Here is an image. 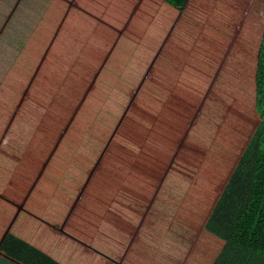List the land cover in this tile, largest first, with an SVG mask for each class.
Listing matches in <instances>:
<instances>
[{"label":"trees","instance_id":"obj_1","mask_svg":"<svg viewBox=\"0 0 264 264\" xmlns=\"http://www.w3.org/2000/svg\"><path fill=\"white\" fill-rule=\"evenodd\" d=\"M65 235L264 264V0H51L0 86V264Z\"/></svg>","mask_w":264,"mask_h":264},{"label":"crops","instance_id":"obj_2","mask_svg":"<svg viewBox=\"0 0 264 264\" xmlns=\"http://www.w3.org/2000/svg\"><path fill=\"white\" fill-rule=\"evenodd\" d=\"M26 0H22V2L19 0L17 2V6L15 5V7H19V5L21 3L26 4L25 3ZM51 0H39L34 1L31 5H35L34 9H37L38 12H40L38 18H40L43 14V12L47 9L48 5L50 4ZM15 11H12V14H14ZM12 14L10 16H12ZM34 17V19H33ZM35 15H32L31 17V21L29 25H32L30 28H26L27 31L24 32V34L30 38L32 35V32L34 30V26L38 23L35 22ZM39 20V19H38ZM11 24V22H10ZM9 25V24H8ZM6 27V26H5ZM8 27V26H7ZM4 31V30H3ZM25 39V36H23ZM5 38V36H4ZM4 38L1 39L0 42V53L2 54H6V57L4 58V60L2 62H0V68L1 65L3 67L7 66V63L9 61V58L12 57V60L15 56H19L17 54V49H14V52H11L10 49L8 52H3L4 49V45L5 46H9L11 44V41L8 40V42L3 43ZM23 39V38H22ZM21 39V40H22ZM23 41V40H22ZM21 41V42H22ZM17 46L19 47L18 49H22L23 47V43ZM5 61V62H4ZM51 240H53V244L51 245V247H49L46 252L47 255L56 263V264H114L111 261V257L110 255L104 251H100L98 253H96L95 251H89L87 245H82L81 243H78L75 241L71 242L70 239H68L67 235H65V237L63 236H51ZM78 240V239H76ZM68 242H70L71 244H69ZM82 242H84V240H82Z\"/></svg>","mask_w":264,"mask_h":264},{"label":"rangeland","instance_id":"obj_3","mask_svg":"<svg viewBox=\"0 0 264 264\" xmlns=\"http://www.w3.org/2000/svg\"><path fill=\"white\" fill-rule=\"evenodd\" d=\"M18 1L19 0H0V42H1V39L4 38L5 36L3 43L8 42L9 40L11 41V44L9 46L4 45L3 52H8L9 49L11 52H14V49H17V54L20 55L23 48L26 46L27 42L31 38V37L28 38L24 34V32L27 31L26 30L27 27L30 28L32 26V25H29L32 15L36 16L35 22L36 23L38 22V19H39L38 16L40 12H38L37 9H34L35 5L34 6L31 5L34 1H36L37 3V1L39 0H26L25 2L26 4L21 3L19 7L14 8V6L17 4ZM20 1L22 2V0ZM12 11L13 12L15 11V13L12 14ZM11 14L12 16H10ZM37 24L34 27H36ZM23 36H25V39ZM20 42L21 44L22 43L24 44L21 51L20 49H18L19 47H17L20 44ZM5 57H6L5 53L4 54L0 53V62H2ZM18 57L19 56H15L13 60H12V57H10L9 61L6 62L7 63L6 67H3L1 65L0 86L2 85L5 77L8 75V73L12 69Z\"/></svg>","mask_w":264,"mask_h":264}]
</instances>
